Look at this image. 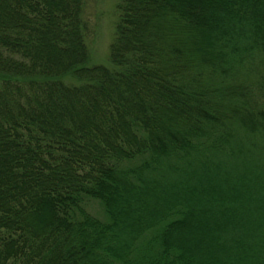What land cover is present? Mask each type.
<instances>
[{"label":"trees","instance_id":"1","mask_svg":"<svg viewBox=\"0 0 264 264\" xmlns=\"http://www.w3.org/2000/svg\"><path fill=\"white\" fill-rule=\"evenodd\" d=\"M83 8L0 0V264H264V0Z\"/></svg>","mask_w":264,"mask_h":264},{"label":"rangeland","instance_id":"2","mask_svg":"<svg viewBox=\"0 0 264 264\" xmlns=\"http://www.w3.org/2000/svg\"><path fill=\"white\" fill-rule=\"evenodd\" d=\"M117 3L118 0H84L82 15L86 22L85 44L89 53L88 65L113 67L110 60V44L118 19ZM64 80L68 82L69 78L65 77ZM87 206L92 214L105 219L103 208L98 201L91 199Z\"/></svg>","mask_w":264,"mask_h":264}]
</instances>
